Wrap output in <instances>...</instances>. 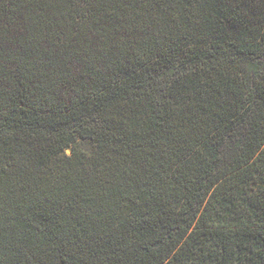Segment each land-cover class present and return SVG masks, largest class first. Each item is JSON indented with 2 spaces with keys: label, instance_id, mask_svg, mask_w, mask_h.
Masks as SVG:
<instances>
[{
  "label": "trees",
  "instance_id": "obj_1",
  "mask_svg": "<svg viewBox=\"0 0 264 264\" xmlns=\"http://www.w3.org/2000/svg\"><path fill=\"white\" fill-rule=\"evenodd\" d=\"M0 264H264V0H0Z\"/></svg>",
  "mask_w": 264,
  "mask_h": 264
},
{
  "label": "rangeland",
  "instance_id": "obj_2",
  "mask_svg": "<svg viewBox=\"0 0 264 264\" xmlns=\"http://www.w3.org/2000/svg\"><path fill=\"white\" fill-rule=\"evenodd\" d=\"M67 154L69 155V154H70V152H67Z\"/></svg>",
  "mask_w": 264,
  "mask_h": 264
}]
</instances>
